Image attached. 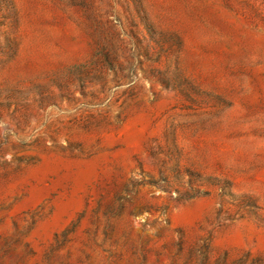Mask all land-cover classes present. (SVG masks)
I'll return each mask as SVG.
<instances>
[{"label": "rangeland", "instance_id": "374dc122", "mask_svg": "<svg viewBox=\"0 0 264 264\" xmlns=\"http://www.w3.org/2000/svg\"><path fill=\"white\" fill-rule=\"evenodd\" d=\"M0 264H264V0H0Z\"/></svg>", "mask_w": 264, "mask_h": 264}]
</instances>
